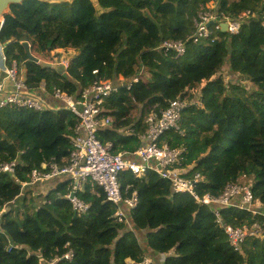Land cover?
<instances>
[{
	"label": "trees",
	"instance_id": "obj_1",
	"mask_svg": "<svg viewBox=\"0 0 264 264\" xmlns=\"http://www.w3.org/2000/svg\"><path fill=\"white\" fill-rule=\"evenodd\" d=\"M211 2L230 16L245 10L251 14L241 19L236 34L220 29L214 41L187 40L184 54L177 58L173 51L165 54L160 42L187 39L195 29L193 18ZM263 11L264 0L11 4L0 37L10 39L4 42L8 63L16 60L30 88L44 82L49 93L55 87L78 97L96 77L128 82L144 74V79L105 98L104 115L111 122L97 137L112 142L113 152L130 154L142 145L138 134L146 129V116L180 98L186 106L177 128L166 130L161 141L185 148L181 167L186 177L200 174L197 195L218 196L226 184L240 183L250 185L253 200L248 209L201 204L189 193L174 192L168 180L148 170L143 176L130 171L119 176L123 195L135 192L138 198L128 212L120 205L127 221H117L118 206L90 183L77 192L89 204L83 213L66 198L68 180L37 194L44 198L39 205L27 190L15 204L33 168L67 162L77 118L64 108L0 107V163L16 162L14 172L0 171V264H52L55 258L53 264H127L145 256L153 264H160V257L163 264H264ZM25 43L40 57L47 58L54 49L75 50L78 55L61 73L29 59ZM224 72L249 80L253 88L226 82ZM254 223L263 233L247 234L235 250L225 226L252 230ZM138 233L144 234L150 253L143 250ZM70 250L71 258H64Z\"/></svg>",
	"mask_w": 264,
	"mask_h": 264
},
{
	"label": "built area",
	"instance_id": "obj_2",
	"mask_svg": "<svg viewBox=\"0 0 264 264\" xmlns=\"http://www.w3.org/2000/svg\"><path fill=\"white\" fill-rule=\"evenodd\" d=\"M248 14L249 10L241 12L236 17L218 12L216 7H207L199 11L193 18L195 29L187 39L169 40L160 42L159 48L166 54L173 51L175 58L184 54L187 40L199 43L210 39L214 41L218 38L217 30H227L230 34H236L240 29L241 19ZM264 15V11H263ZM5 14L0 13V32L3 28ZM223 22V24H222ZM10 41L7 37H0V107L13 105L16 108L42 111L45 109H67L77 118V123L73 129L71 139L72 150L67 158V162L59 165L56 162H48L41 169L33 168L29 173V183L48 180L51 177L63 176L68 180V193L66 198L71 202L76 212L83 213L89 208V204L79 198L77 192L82 189V185L90 182L102 188L105 199L118 206L115 212L117 221L126 220L123 209L120 205H125L126 209L132 210L138 203L135 192L130 196H124L119 182L121 172L130 171L136 176H143L148 170H153L161 178L171 183L174 192L189 193L196 202L209 204L212 202L229 206H236L240 209H248L252 204L253 195L249 184L228 183L223 192L218 196L205 194L199 197L195 192V186L200 179V174L194 172L191 177L184 176L181 167L185 148L170 147L161 141V136L170 128H177L182 109L186 102L180 98H174L168 105L159 112H152L145 118L146 129L139 134L142 145L135 151L128 154L126 151L113 152V144L110 141L102 142L98 137V131L111 122L110 116H105L106 111L103 101L106 97L115 93L119 88L130 87L132 82L138 81L140 74L134 76L130 81L125 82L124 78L113 81L96 77L93 82L80 90L78 97L66 93L60 88H53L49 93L45 83L41 82L37 87L30 88L23 75L19 71L16 60L8 63L7 55L4 51V42ZM93 74L97 75L98 70L94 69ZM49 94L53 99L61 102L62 106L48 104L46 99L40 96ZM136 159L138 161H136ZM16 162L0 163V171L14 172ZM254 204V203H253ZM259 214L257 211H254ZM215 215L219 217L216 210ZM219 220V219H218ZM263 229L256 223L252 225V230L247 226L232 227L225 226L228 240L235 250L240 249L247 234H262ZM71 250L63 257L70 259ZM57 258L51 263H55ZM127 264H152L149 257H144L140 262L134 260L127 261Z\"/></svg>",
	"mask_w": 264,
	"mask_h": 264
},
{
	"label": "rangeland",
	"instance_id": "obj_3",
	"mask_svg": "<svg viewBox=\"0 0 264 264\" xmlns=\"http://www.w3.org/2000/svg\"><path fill=\"white\" fill-rule=\"evenodd\" d=\"M215 5H214V3L213 2H211V3H209L208 4V7H214ZM222 24H223V22H222ZM31 52H32V54L34 55V56H36L37 58H39L40 56H38L34 51H32L31 50ZM78 55V51H75V50H68V51H60L59 49H54V50H51L49 53H48V56H47V58L46 57H40L39 59L40 60H43V61H45V62H50V63H53V64H55V63H63L64 64V71L66 70V68H67V66H68V63H70V60H71V58H73V57H75V56H77ZM42 58V59H41ZM63 71V72H64ZM138 78V80H142V79H144L145 78V75L144 74H141L139 77H137ZM224 80L226 81V82H228V81H231V82H238V83H240V84H244L245 85V87L247 88V89H249V90H251L253 87L251 86V83H250V81L249 80H245V79H243V78H235V77H233L231 74H229V73H227V72H224ZM120 79H122V77H119V80ZM236 79V80H235ZM104 114V113H103ZM138 136H139V134H138ZM136 161H138L137 159H136ZM55 177H61V178H64L63 176H55ZM52 178V177H51ZM58 178H53L54 180L53 181H55L56 179H58ZM49 180V179H48ZM249 180L251 181V177H249L248 178V182H249ZM43 181H45V180H41V181H37V182H33V183H29V184H23L22 185V194H20L17 198H16V200L15 201H18V202H16L15 204H19L20 202H21V200H22V195L25 193V191L27 190V191H31V190H34L35 192H37V191H40L41 190V187H42V185L43 184H45L46 182H43ZM56 182V181H55ZM90 182H87V184H89ZM86 184V183H85ZM91 184V183H90ZM84 187V184L82 185V188ZM40 192H42V191H40ZM39 192V193H40ZM32 193V192H31ZM33 194V193H32ZM31 194V196H32V199L34 200V203L35 204H40L41 202H43V200L41 199V198H39L38 196H37V194H33L32 195ZM79 195V194H78ZM67 197V196H66ZM257 215H259V214H257ZM138 238H139V241L141 242V244H143L142 245V248H143V250L145 251V248H146V244L144 243V240H145V237H144V234H142V233H138ZM148 249H149V247H148ZM150 250V249H149Z\"/></svg>",
	"mask_w": 264,
	"mask_h": 264
},
{
	"label": "water",
	"instance_id": "obj_4",
	"mask_svg": "<svg viewBox=\"0 0 264 264\" xmlns=\"http://www.w3.org/2000/svg\"><path fill=\"white\" fill-rule=\"evenodd\" d=\"M25 0H0V13H4L7 11V9L9 8V6L11 4H18L21 3ZM37 1H45V2H49V1H56V2H62V1H66V0H37ZM24 48L26 51V55L28 56L29 59L35 61L36 63H39L41 66H47V67H52L56 70H58L59 72L63 73L64 71V64L63 63H50V62H45L43 60H40L39 58H37L36 56H34L29 49V45L28 44H24ZM76 212L74 211V214Z\"/></svg>",
	"mask_w": 264,
	"mask_h": 264
},
{
	"label": "crops",
	"instance_id": "obj_5",
	"mask_svg": "<svg viewBox=\"0 0 264 264\" xmlns=\"http://www.w3.org/2000/svg\"><path fill=\"white\" fill-rule=\"evenodd\" d=\"M60 51H62V49H59ZM30 52H31V50H30ZM32 53V52H31ZM44 92H41V94H39L40 96H42L43 98H45L46 99V101H47V103L48 104H57V103H59V101L58 100H50V99H52V98H49L48 99V97H49V95L48 94H43ZM59 105L60 106H62L60 103H59ZM53 178H58V177H53ZM53 178H51V179H49V180H45V181H43V182H46L45 184H43L42 185V187H41V190L40 191H42V192H40V191H37V192H35L34 190H31V192L33 193V194H45V193H47L48 191H49V189H52V188H55L56 187V185L59 183V182H61L62 180H65L66 178L64 177V178H61V177H59L58 179H56L55 181H53L54 179ZM40 192V193H39ZM43 200V202H44V198L42 199ZM42 203V202H41ZM124 210L125 211H129L128 209H126V208H124ZM137 236H138V234H137ZM138 241H139V238H138ZM140 242V241H139ZM141 243V242H140ZM144 243L146 244V248H145V252L146 253H150V250L148 249V246H147V242H146V239L144 240ZM143 244H141V246H142ZM153 264V263H152ZM160 264H163V261H162V257H160Z\"/></svg>",
	"mask_w": 264,
	"mask_h": 264
}]
</instances>
